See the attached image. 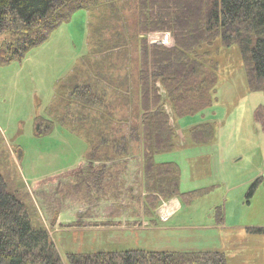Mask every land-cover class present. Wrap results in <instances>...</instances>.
Listing matches in <instances>:
<instances>
[{"label":"rangeland","instance_id":"374dc122","mask_svg":"<svg viewBox=\"0 0 264 264\" xmlns=\"http://www.w3.org/2000/svg\"><path fill=\"white\" fill-rule=\"evenodd\" d=\"M134 3V0H97L94 6L73 12L67 22L51 31L21 59L0 65V174L12 190L25 197L30 213L48 231L62 260L68 252L206 250L222 252L226 264H264V235L246 232L247 227H264V178L261 179L264 132L261 123L254 119L255 109L264 105V94L247 89L234 46L219 51L216 100L211 107L193 116L177 118L180 121L177 126L168 104H162L177 148L165 157L176 161L180 169L179 192L202 191L200 196L189 197L188 202L178 197L181 208L165 220L154 214L146 217L144 192L142 195L135 184L128 191L123 185L116 194L109 183L111 178L105 175L101 185H109V190L99 194L101 185L94 186L83 171H75L78 145L67 146L59 138L53 141L52 137L35 135V122L47 119L45 109L51 101L52 80L62 74L59 63H68L74 55L66 49L64 41L69 39L75 55H82L81 40L88 34L90 17L87 43L91 45V56L107 58L109 67H124L134 77L137 48L133 36L137 22ZM118 58L124 60L123 64ZM120 102L116 100L117 104ZM129 111L132 122L137 120L134 100ZM103 115L106 117L104 112ZM205 120L215 123L212 144H190L186 148L190 131L182 129L184 122ZM188 154L195 158L189 160ZM256 178L261 181L249 194L250 184ZM114 193L118 199L113 206H105V202L100 207L94 206L95 197L102 199ZM167 200L161 199L153 213ZM52 214L56 215V221L51 225ZM108 222L110 225H102ZM71 223L85 225L70 226ZM90 223L99 225L88 226ZM119 227L127 230L111 231Z\"/></svg>","mask_w":264,"mask_h":264},{"label":"trees","instance_id":"16d2710c","mask_svg":"<svg viewBox=\"0 0 264 264\" xmlns=\"http://www.w3.org/2000/svg\"><path fill=\"white\" fill-rule=\"evenodd\" d=\"M134 1L137 22L133 36L137 48L133 83L137 94L133 99L119 97L116 115L108 111L106 95L100 97L106 106L105 122L98 141L88 142L87 147L90 160L107 162L116 157L114 154L134 152L140 145L143 210L150 217L161 199L176 196L188 202L189 197L202 194L201 190L179 192L177 167L172 162L154 161L155 155L172 151L175 144L162 104H168L174 118L211 107L216 100L219 51L233 46L240 56L247 89L264 94V0ZM96 3L97 0H0V65L21 59L67 22L73 12ZM157 31H168L172 45L147 44L146 35ZM133 100L138 117L132 122L129 107ZM118 115L122 118L118 119ZM254 119L264 131V105L255 109ZM211 131V123L201 122L191 129V134L197 140V136L206 137ZM95 178L100 181L104 176ZM101 188L103 194L108 193L109 185ZM90 196L86 198L92 201ZM24 198L0 174V264H226L222 252L206 250L68 252L62 260L48 231L30 213ZM55 221L56 215L52 214L50 224ZM106 224L110 225L102 223ZM81 225L85 224H70ZM94 225L99 224H88ZM247 231L264 235V227Z\"/></svg>","mask_w":264,"mask_h":264},{"label":"crops","instance_id":"0c3cea01","mask_svg":"<svg viewBox=\"0 0 264 264\" xmlns=\"http://www.w3.org/2000/svg\"><path fill=\"white\" fill-rule=\"evenodd\" d=\"M91 22L92 19L90 17L88 23V34L87 36H84V40H81V47L83 48L82 55H75V47L71 45V41L69 39L64 41L66 49L74 55L71 56V59L68 63H59L62 65V68L60 69L62 74L59 77L57 76L58 79L52 80L53 85L51 86L49 91L51 93V101L45 109L47 119L39 118V120L35 122V135H37V138L44 136L52 137L54 138L53 141H55V138H59L60 141L66 143L67 146L78 145L79 149H77L78 152H76L75 154V160L78 170L76 169L75 171L79 173L83 171L84 174L87 175V177H105V175H107L106 173L108 172V177L111 178L109 183H111L112 185V191L116 194H118L119 189H121L123 185L124 187L126 186L125 191H128L131 190V186L135 184L137 185V188H141V194L143 195L141 178L142 153L140 152V145H137L134 152L114 154V156L116 157L113 160L107 162L90 160V153H88L87 143H94L98 141L97 137L99 135V130L102 126V122H105L103 118V112H106L104 111L106 106L100 102V97L106 95V97L108 98L107 102L109 103V105H111L108 111L110 113L114 111L116 115L118 111V104L116 103V100L119 97L122 98L124 96L131 98V96L137 94L135 88L133 87V77L132 75H130V72L124 71V67L120 68L115 65L114 67H109L107 65V63L109 64L107 58L91 56V49H89L91 45L87 43L91 33V31L89 30ZM117 61L123 64L124 60L118 58ZM176 119L177 118H174L175 124L177 126H180V121H176ZM170 121L171 123L173 122V120ZM202 122L211 123L212 131L210 135L206 137L203 136V138H201V136H197V140H195L196 137L192 136L191 129L196 125L198 126L199 122L188 124L184 122L185 124L182 125V129L188 128L190 131V139L187 140L188 142H185V146H187L186 148H189L188 145L190 144L192 146L200 144L204 145L206 143H209L210 145L212 144V139H215V123L210 120H205ZM72 128H75L76 131L72 130ZM93 130L96 131L93 133ZM183 139H186V136H183ZM176 149L177 148H174L173 150L176 151ZM173 150L170 152H163L155 155L154 161L158 164L172 162L178 169V182L180 185V177L182 176V174H180V169L175 163L176 161L166 160L165 157L167 154L173 152ZM188 157L189 160L195 158V156L191 154H188ZM134 174L136 175V179H134ZM116 175H118V177H116ZM129 175H131L132 177H129ZM95 177H90V182L94 186L102 184L101 181H97ZM261 179L256 178L255 180H253L250 184V187L255 181H257L254 186L255 188L261 181ZM88 185L90 186L89 183ZM254 188L252 189V191L254 190ZM97 191H99V194L100 192H103L102 189H98ZM115 193L113 194L114 196H106L102 199L99 198V196L95 197L94 206L100 207L101 202H105V206H113L115 199H118V196H116ZM121 202L122 201H120V203ZM179 207L181 208L179 199L178 197L174 196L168 199L167 202L161 203V206H159L154 215L162 221V219H167V216H169V214H175ZM249 228L255 227H247L246 232H248L247 230ZM125 230H122L119 227L112 229L111 231L120 232Z\"/></svg>","mask_w":264,"mask_h":264},{"label":"built area","instance_id":"2783aa9c","mask_svg":"<svg viewBox=\"0 0 264 264\" xmlns=\"http://www.w3.org/2000/svg\"><path fill=\"white\" fill-rule=\"evenodd\" d=\"M147 42L148 44H156V45L169 47L172 45V38L169 32L167 31L153 32L148 34ZM262 174L264 175V168Z\"/></svg>","mask_w":264,"mask_h":264}]
</instances>
